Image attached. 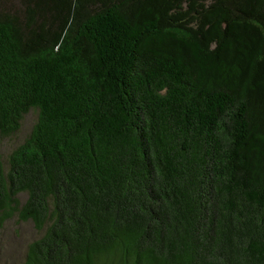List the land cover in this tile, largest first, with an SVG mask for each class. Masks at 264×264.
Returning a JSON list of instances; mask_svg holds the SVG:
<instances>
[{
    "label": "trees",
    "instance_id": "16d2710c",
    "mask_svg": "<svg viewBox=\"0 0 264 264\" xmlns=\"http://www.w3.org/2000/svg\"><path fill=\"white\" fill-rule=\"evenodd\" d=\"M30 110L17 264H264V0H0V144Z\"/></svg>",
    "mask_w": 264,
    "mask_h": 264
},
{
    "label": "rangeland",
    "instance_id": "374dc122",
    "mask_svg": "<svg viewBox=\"0 0 264 264\" xmlns=\"http://www.w3.org/2000/svg\"><path fill=\"white\" fill-rule=\"evenodd\" d=\"M15 2V1H14ZM17 5V2L15 3ZM36 111L30 110L22 119L20 129L0 144V158L6 161L9 152L20 144L29 134L36 119ZM20 199H24L21 194ZM42 231H37L31 221L18 222L16 218L7 221L0 232V264H17L21 261L26 244L37 238Z\"/></svg>",
    "mask_w": 264,
    "mask_h": 264
}]
</instances>
